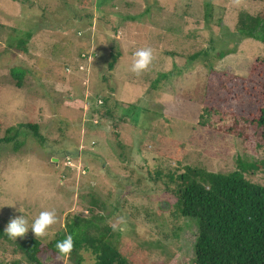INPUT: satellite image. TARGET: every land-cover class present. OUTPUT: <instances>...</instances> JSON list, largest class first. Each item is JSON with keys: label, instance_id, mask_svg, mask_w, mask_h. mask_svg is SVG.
<instances>
[{"label": "rangeland", "instance_id": "1", "mask_svg": "<svg viewBox=\"0 0 264 264\" xmlns=\"http://www.w3.org/2000/svg\"><path fill=\"white\" fill-rule=\"evenodd\" d=\"M240 12L262 13L264 0H0V138L19 123L44 137L28 129L0 143V225L24 215L31 227L55 209L44 243L76 222L104 232L133 264H195L196 222L173 206L177 176L240 170L264 184L253 121L264 44L234 33ZM144 46L155 59L136 76L129 68ZM106 96L113 117L88 121ZM120 216L127 230L114 232ZM57 256L42 262L74 264ZM12 260L27 264L0 239V261Z\"/></svg>", "mask_w": 264, "mask_h": 264}, {"label": "trees", "instance_id": "2", "mask_svg": "<svg viewBox=\"0 0 264 264\" xmlns=\"http://www.w3.org/2000/svg\"><path fill=\"white\" fill-rule=\"evenodd\" d=\"M234 33L240 39L250 38L264 44V12L256 15L240 12ZM30 35H27V39ZM233 51L234 49H230L221 52L219 57ZM119 54V51L110 53L111 60L108 62L110 69ZM15 77L19 76L15 75ZM19 83L20 80L17 81L18 85ZM107 98L108 96L100 98L98 109L88 112V121L96 118V122L101 123L103 118L113 117L112 109L107 106ZM104 103L107 108L103 106ZM253 121L262 127L264 139V87L260 114ZM112 125L117 128L118 123L113 122ZM28 129L32 130V136L39 142L44 141L37 124L19 123L16 128L6 130L7 135L0 138V143L14 140L24 134L21 130ZM185 168L186 170L177 176L179 183L173 190L176 196L173 206L178 214L194 219L196 222L194 263L264 264V184L246 179L240 170L223 174L198 168ZM93 203L94 200L90 202V205ZM87 221L92 224L91 220ZM83 226L71 222L65 231L58 232L55 238L44 243L40 238L28 233L13 241L8 238L0 225V239L11 241L12 252L21 254L27 264H43V257L45 259L57 256L58 252L54 245L57 241L64 239L67 234L74 236V248L69 255L74 264H133L129 261L130 256L119 250L104 232L99 235L89 234L87 226ZM80 249L89 252L92 261L85 262L79 252ZM132 257H139V255ZM0 264H20V262L0 261Z\"/></svg>", "mask_w": 264, "mask_h": 264}, {"label": "clouds", "instance_id": "3", "mask_svg": "<svg viewBox=\"0 0 264 264\" xmlns=\"http://www.w3.org/2000/svg\"><path fill=\"white\" fill-rule=\"evenodd\" d=\"M233 3L238 5L240 0H233ZM154 59L155 55L152 47H141L133 53L129 71L136 76H140L150 69ZM5 205L15 207V204ZM18 211L22 212L21 209H18ZM55 223H57L56 210H44L34 219L31 227H29L28 219L24 215L11 218L4 229V233L9 239L15 241L17 237H24L29 228H31L36 237H45L48 235L49 228ZM127 226V220L123 216L118 217L116 221L110 225L114 232H124L127 230ZM54 247L58 252L57 259H60L62 256L70 255L74 248V236L72 234H67L64 239L57 241Z\"/></svg>", "mask_w": 264, "mask_h": 264}]
</instances>
